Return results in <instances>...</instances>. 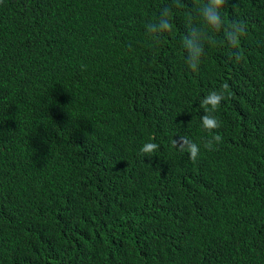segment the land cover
I'll return each instance as SVG.
<instances>
[{"label": "trees", "instance_id": "trees-1", "mask_svg": "<svg viewBox=\"0 0 264 264\" xmlns=\"http://www.w3.org/2000/svg\"><path fill=\"white\" fill-rule=\"evenodd\" d=\"M205 2L0 0V264H264V0H226L238 48Z\"/></svg>", "mask_w": 264, "mask_h": 264}, {"label": "clouds", "instance_id": "clouds-1", "mask_svg": "<svg viewBox=\"0 0 264 264\" xmlns=\"http://www.w3.org/2000/svg\"><path fill=\"white\" fill-rule=\"evenodd\" d=\"M226 0H206V2L198 9L199 16L202 18L204 25L211 28L214 31H221L223 29V35L228 44L233 48H238L240 40L246 32V27L240 22H233L230 26H225V21L222 19V12L224 10ZM171 10L169 8L162 9L159 19L156 23H149L146 25V30L149 33L157 34L160 32L171 31L172 25L169 17ZM210 39L207 32L202 27H189L188 35L183 38V47L187 51V64L192 71H197L201 62V57L204 54V41ZM222 88L227 90L228 85L225 83ZM223 91L210 92L202 101V107L205 108L206 114L201 117L203 127L212 132L214 129H218L221 124L220 121L212 115L221 106V102L225 99ZM222 137L218 134L212 135L204 147L208 150H213V142L219 144ZM181 151H187L190 159L195 161L199 155V146L188 139L181 136L179 141H173ZM159 145L155 143H145L140 151L142 154L151 155L156 152Z\"/></svg>", "mask_w": 264, "mask_h": 264}]
</instances>
